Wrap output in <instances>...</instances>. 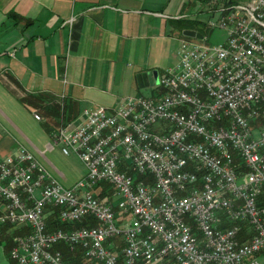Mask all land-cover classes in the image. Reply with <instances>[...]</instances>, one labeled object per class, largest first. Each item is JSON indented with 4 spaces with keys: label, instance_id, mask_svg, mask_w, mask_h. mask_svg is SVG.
Masks as SVG:
<instances>
[{
    "label": "built area",
    "instance_id": "2783aa9c",
    "mask_svg": "<svg viewBox=\"0 0 264 264\" xmlns=\"http://www.w3.org/2000/svg\"><path fill=\"white\" fill-rule=\"evenodd\" d=\"M208 1L224 42L182 38L158 94L86 107L52 133L84 177L62 186L23 146L0 156V225L24 228L17 264H64L59 244L92 264H264V0ZM54 209L84 223L47 230Z\"/></svg>",
    "mask_w": 264,
    "mask_h": 264
},
{
    "label": "crops",
    "instance_id": "0c3cea01",
    "mask_svg": "<svg viewBox=\"0 0 264 264\" xmlns=\"http://www.w3.org/2000/svg\"><path fill=\"white\" fill-rule=\"evenodd\" d=\"M207 3L213 13L208 0H0V156L43 157L46 134L82 109L158 94L181 31L195 30L181 21Z\"/></svg>",
    "mask_w": 264,
    "mask_h": 264
},
{
    "label": "rangeland",
    "instance_id": "374dc122",
    "mask_svg": "<svg viewBox=\"0 0 264 264\" xmlns=\"http://www.w3.org/2000/svg\"><path fill=\"white\" fill-rule=\"evenodd\" d=\"M208 5H209L208 3L203 4L202 6L199 7V11L196 14L190 15L192 20L198 21L196 23L193 22L191 24V27H193L196 31H198L200 33V35L204 36V38H205L204 41L207 44L214 45V44H218L220 42H224V40L226 38V32L224 29L218 27L217 25L212 26V27L209 26L208 20L216 22V18L218 16H217V13L215 12L216 10L212 11L213 13H211V11H208V7H209ZM213 5H215V7H219V4H213ZM211 6L212 5H210V7ZM183 38H194V37L183 36ZM176 48H177V46H176ZM176 48H175V51H176ZM166 125H167V123H166ZM155 126L152 125V127L150 129H153ZM250 128L252 129V137L256 138L258 135L257 134L258 129H255L253 132L254 127H251V124H250ZM56 129H57V127L53 126L51 131L46 134L47 135V143H49L52 146V148L50 150H44L43 157L40 155H37L36 152H32V151L31 152L33 153L34 157L44 165V167L47 169V171L55 179H57V181L62 186L68 187V186H71L79 178H82L85 176L86 168H85L83 162L80 160V158L76 154H74L73 152H69L67 155H63L60 152V144L59 143H57V144L53 143L52 133L54 131H56ZM44 157L47 158L49 160V162L51 164H53V166L55 168H57L59 171H61L63 173V177L58 176L56 174V172H54V170L44 160ZM100 187H101V189H98V190H104L106 193V197L101 199V200H105L108 202H115L118 199L119 196L116 194L115 190L108 183L102 182ZM94 224H96V222H94ZM1 225H4V224H1ZM7 225H9V224H7ZM10 226H13V225H10ZM245 232L247 234L251 233V231L248 228L245 229ZM5 233L7 235V239L6 240L2 239L0 242V264H17L14 259L10 258L9 250L13 246V237L15 235L21 234V233H17V234L10 233V232H7V230H5ZM236 238L239 241V235H237ZM7 240H10L11 246H10V242L9 241L7 242ZM84 259L86 261L90 262V260H88L86 258H84ZM161 264H171V263L162 262Z\"/></svg>",
    "mask_w": 264,
    "mask_h": 264
},
{
    "label": "trees",
    "instance_id": "16d2710c",
    "mask_svg": "<svg viewBox=\"0 0 264 264\" xmlns=\"http://www.w3.org/2000/svg\"><path fill=\"white\" fill-rule=\"evenodd\" d=\"M196 23L198 21L196 20H188V21H181V25L182 27H187V25H189L191 27L192 23ZM95 193L97 195V197L99 199H103L106 197V193L104 190H98L97 187H95ZM50 210V209H49ZM56 215V210L54 209L53 212H50L47 216H46V229L47 230H51L55 227H60V228H69V227H77L79 225H82L84 222H74L70 225H66L64 223H59L56 220H54V216ZM91 224H94V222H91ZM5 230H7V232L10 233H23L24 232V228H20L17 226H10L7 224L4 225H0V242L2 239H7V235L5 233ZM20 230V231H19ZM10 242V240H7V242ZM10 246H11V242H10ZM62 255V260L64 262V264H91L90 262L86 261L80 253V250L78 249H68L67 246L63 245V244H59L56 246Z\"/></svg>",
    "mask_w": 264,
    "mask_h": 264
},
{
    "label": "water",
    "instance_id": "95a60500",
    "mask_svg": "<svg viewBox=\"0 0 264 264\" xmlns=\"http://www.w3.org/2000/svg\"><path fill=\"white\" fill-rule=\"evenodd\" d=\"M181 34L185 37H194V38H200L201 37L199 32L192 30V29H183L181 31Z\"/></svg>",
    "mask_w": 264,
    "mask_h": 264
}]
</instances>
